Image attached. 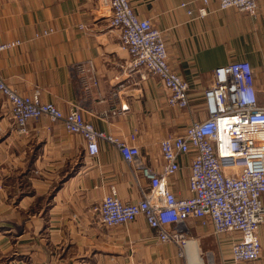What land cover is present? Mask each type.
Instances as JSON below:
<instances>
[{
    "label": "crops",
    "instance_id": "0c3cea01",
    "mask_svg": "<svg viewBox=\"0 0 264 264\" xmlns=\"http://www.w3.org/2000/svg\"><path fill=\"white\" fill-rule=\"evenodd\" d=\"M129 2L162 32L169 66L189 89L187 109L167 106L157 77L141 80L128 70V54L119 48L117 31L99 17L96 0H0V44L21 42L0 52V77L22 95L38 90L41 102L62 112L79 107L96 130L135 144L144 162L160 172V140L205 116L203 91L215 68L247 61L255 85L262 86L264 0L255 17L220 10L219 0ZM200 7L207 15L196 18ZM88 63L91 72L85 71ZM26 126L28 134L16 131L0 93V264H232L233 237L215 235L199 219L186 225L182 257L158 240L142 216L102 227L92 208L104 196L114 190L123 202L140 198L116 148L99 141L98 154L89 157L84 139L59 122L43 117ZM191 158L181 156L169 180L179 198L189 196ZM259 237L264 245V224ZM252 264H264V247Z\"/></svg>",
    "mask_w": 264,
    "mask_h": 264
},
{
    "label": "built area",
    "instance_id": "2783aa9c",
    "mask_svg": "<svg viewBox=\"0 0 264 264\" xmlns=\"http://www.w3.org/2000/svg\"><path fill=\"white\" fill-rule=\"evenodd\" d=\"M260 1L219 0V9H235L255 17ZM96 4L99 17L117 31L119 48L129 57L128 70L141 80L157 77L165 91L167 106L187 109L189 89L169 66L162 32L150 20L139 18L129 0H96ZM188 14L192 15L190 11ZM205 15L206 9L200 7L196 18ZM49 33L52 30L42 36ZM20 45V41L1 43L0 52ZM92 70L88 63L85 71ZM0 93L7 101L10 118L19 134H28L29 120L44 117L61 123L68 133L80 135L89 157L98 154L99 141L116 148L137 181L140 198L136 202H123L114 190L104 196L92 208L102 227L131 223L142 216L158 240L174 245L182 257L188 245L186 225L199 219L203 226L210 224L215 235L233 237L232 264L259 260L262 253L259 228L264 224V79L260 88L255 85L253 69L247 61H234L213 70L211 82L203 91L205 116L192 121L182 132L160 140L164 162L160 172L144 162L135 144L96 130L84 120L79 107L62 112L52 103L41 102L38 90L22 95L1 77ZM134 139L131 135L130 141ZM188 154L192 155L189 196L179 198L169 180L180 169V157ZM139 179L145 184H140Z\"/></svg>",
    "mask_w": 264,
    "mask_h": 264
},
{
    "label": "rangeland",
    "instance_id": "374dc122",
    "mask_svg": "<svg viewBox=\"0 0 264 264\" xmlns=\"http://www.w3.org/2000/svg\"><path fill=\"white\" fill-rule=\"evenodd\" d=\"M264 247V245H262V248Z\"/></svg>",
    "mask_w": 264,
    "mask_h": 264
}]
</instances>
